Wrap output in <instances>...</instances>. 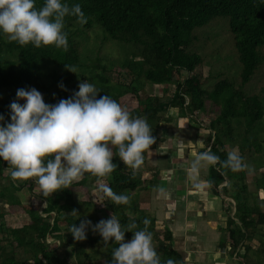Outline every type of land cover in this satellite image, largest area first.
Returning a JSON list of instances; mask_svg holds the SVG:
<instances>
[{"label":"trees","instance_id":"obj_1","mask_svg":"<svg viewBox=\"0 0 264 264\" xmlns=\"http://www.w3.org/2000/svg\"><path fill=\"white\" fill-rule=\"evenodd\" d=\"M43 2L37 0V6ZM69 2L81 3L87 21L81 23L72 15L65 17L69 33L66 50L55 44L21 45L0 32V113L6 120L11 119L10 103L17 99L24 102L25 98L16 95L18 88L35 86L44 92L46 102L56 103L78 90L75 78L88 79L101 88L98 95L109 93L133 114L147 117L157 137L147 152L161 141L159 123L168 120L167 111L175 108L192 119L200 113H213L207 124L212 150L226 158L227 150L236 146L247 162L253 160L257 168L264 167V84L255 87L252 83L264 65V0ZM90 33H100L102 38L127 45L130 50L108 64L99 52V43L95 55L84 62L79 45L82 37ZM45 63L53 66L48 84L42 79ZM229 64L235 66V73L227 70ZM204 65L208 66L206 74L201 70ZM113 67L125 68L128 81L112 83L108 73ZM61 82L66 88L60 87ZM144 83L161 85L162 94L145 93ZM248 86H253V91L246 92ZM113 160L118 167L111 174L99 177L86 173L73 185L45 195L33 190H42L34 177L28 182L13 180L8 161L0 157V201L5 205L0 207V264H98L97 259L108 264L118 246L114 238L105 242L99 232L94 233L89 227L87 238L78 240L68 230L70 224L78 225L85 219L78 207L82 203L76 200L77 191L88 194L83 202L86 207L91 201L96 210L105 208L125 224L135 219L138 227H143L144 217H150L154 243L162 258L172 256L178 264H185L172 247V233L167 225L157 230L155 217L147 214L135 197L130 204H115L99 188L106 183L116 192L129 193L131 189L150 187L157 170L148 180L144 168L133 176L119 155H114ZM206 179L214 181L210 187L213 194L232 200L224 209L227 216L222 227L229 240V253L242 264H264V209L262 200L248 187L246 169L218 170L208 166ZM24 183L33 197L28 204H22L17 195ZM253 183L264 190V171ZM11 213L20 221L10 223L5 217ZM98 221L96 218L94 223ZM132 235L129 229L125 238L131 239ZM84 241L93 245L92 252L84 248Z\"/></svg>","mask_w":264,"mask_h":264},{"label":"clouds","instance_id":"obj_2","mask_svg":"<svg viewBox=\"0 0 264 264\" xmlns=\"http://www.w3.org/2000/svg\"><path fill=\"white\" fill-rule=\"evenodd\" d=\"M68 15L76 16L81 23L87 21L79 2L44 0L37 6V0H0V32L21 45L55 44L66 50ZM60 87L66 85L61 82ZM100 91L96 83L84 79L73 95L51 103L35 86L18 88L16 95L25 98L24 102L17 99L10 103V120L0 113V157L8 161L10 177L13 180L34 177L48 195L73 185L86 173L99 177L111 174L118 167L114 155L123 159L133 176L137 175L147 150L156 142L153 127L146 116L133 114L109 93L98 95ZM207 166L233 171L250 167L238 150L229 151L222 158L209 145L196 153L185 168L187 181L198 190L214 183L202 177ZM154 187L161 196L168 195L163 185ZM99 188L115 204L132 202V194L116 192L109 184H100ZM143 225L138 227L135 219L125 224L112 213L95 223L90 218L81 219L78 225L70 224L68 230L78 240L87 238L89 227L94 233L99 232L105 242L114 238L118 246L108 264H178L177 258L163 259L159 253L150 217H144ZM129 229L133 235L126 239Z\"/></svg>","mask_w":264,"mask_h":264},{"label":"crops","instance_id":"obj_3","mask_svg":"<svg viewBox=\"0 0 264 264\" xmlns=\"http://www.w3.org/2000/svg\"><path fill=\"white\" fill-rule=\"evenodd\" d=\"M171 109L173 108H170L166 113L169 119L160 123L172 121L175 126H178L177 134L185 131V139L178 138L180 140H177L175 144L172 141L162 154H158V163L155 165L157 167L156 179L150 187L148 186L149 193L153 198V205L150 208L152 214L149 213L165 226L168 222L171 226L175 220L180 218L178 213H182L185 222L181 221L179 226L174 227V230L171 229V226L170 230L172 247L182 255L185 264H242L236 255L229 253V240L224 237L222 230L224 225L221 224L227 216L224 209L232 200L222 195L213 194L210 187L198 190L187 181L185 168L190 164L195 154L207 148L211 142L207 139L210 129L208 127L200 129L206 131L204 138L206 146L201 144L203 142L200 138L190 142L188 137L190 126L194 123V127L201 128L196 123L198 122L197 116L194 119L181 114L178 116V110L171 111ZM181 120L183 125L180 124ZM158 135L161 137V141H164L165 136L160 135L159 129ZM158 145L153 150H156ZM207 170L208 166L202 170V177L205 179ZM156 185H163L168 189V195L159 197L161 195L155 189ZM258 192L254 195L264 204V196L259 197ZM233 209L231 206V213ZM212 213H215L217 218L211 219L209 216Z\"/></svg>","mask_w":264,"mask_h":264},{"label":"rangeland","instance_id":"obj_4","mask_svg":"<svg viewBox=\"0 0 264 264\" xmlns=\"http://www.w3.org/2000/svg\"><path fill=\"white\" fill-rule=\"evenodd\" d=\"M101 46L102 43V49L99 50L100 54L102 56H105L106 58V62L109 64V61L111 59H115L116 60L120 59L121 57L125 56L126 54H128L130 48L127 45L124 44H117L114 42H111L110 40L106 39V38H102L101 34L98 33H93V34H88L82 37L81 41H80V45H79V54H81V58L84 59V62H87L89 60V58L93 57L95 55V51H96V47L99 45ZM211 60V58H208ZM216 65V64H215ZM53 66H51L48 63H45L44 66L42 67V79L45 82V84L49 83L50 77H49V72L51 70ZM217 68H220L219 66L216 65ZM227 70L230 69L232 73L234 72L235 66L232 64L226 65ZM208 69L207 65H204L201 70L203 74H206ZM60 71V70H59ZM120 72V73H119ZM126 69H119L118 67H113L111 71H109L108 73V77L110 78V80L112 81V83H116V82H123L124 80L127 82L129 77L126 75ZM125 76V77H124ZM257 79H255L254 81L256 82H252L255 87H258L259 85H263L264 84V65L263 67L258 71ZM81 81L78 78L74 79V84H76L77 86H79V83ZM144 89H145V93H153V94H157V95H161L162 94V86L161 85H157V84H149V83H144ZM256 91V89H254ZM253 91V86H248L246 88V92H250ZM42 93L44 94V92L42 91ZM207 104H209V100L207 101ZM171 111H176L175 108L171 109ZM213 114V113H212ZM212 114H208V115H204V114H197V125L201 128L198 129V127H194V123H190L192 124L191 130L189 132V141L192 142L193 139L196 138H200V140L203 142L201 144L205 145L206 141H205V133L206 131L204 130H200L202 129V127H207V124L212 116ZM178 116L179 113H178ZM185 120V119H184ZM180 124L183 125V121H180ZM177 125V124H176ZM177 128L178 126H175L174 123L172 121L169 122H162L159 125V133L160 135H164L165 139L164 141L159 142L158 148L156 150H151L146 154L145 157V161L144 164L142 166V168H144V176H146L148 178V180L150 179L151 175L153 172H155L156 168L155 165L158 163V154H162L163 150H165V148L173 141V144H175V142H177V140L185 139L184 137V132H181V134H177ZM186 129V127H185ZM168 132V134H167ZM175 137V138H174ZM180 138V139H178ZM179 142V141H178ZM188 142V140H187ZM210 145V143L208 144V146ZM164 146V147H162ZM206 146V145H205ZM207 146V147H208ZM238 150L236 146H233L232 148L227 150V153L229 151L232 150ZM256 162H254L253 160H249L248 164L250 165V167L248 169H246L247 171V184L248 187L251 188V191H253V194H255V192H258V196H264V191L261 190L260 188L257 189L256 186L254 185L253 181H256V179H259V176L261 175V172L264 171V167H256ZM256 167V168H255ZM29 181V178L27 179V182ZM147 182H145L144 184H147ZM20 189L17 191V195L20 198V202L22 204H28L30 203V201L33 200L32 197V193L30 190L27 189L26 184L24 183L23 185H20ZM34 191H41L43 192V190H38V187H35L33 189ZM130 194H132L133 197L136 198L138 205L144 209V211L149 214V212L152 214V211L150 210L151 206L153 205V198L151 196V193H149V188L148 187H140V188H135V189H131L129 191ZM75 194L77 195L76 200L82 203V206H79V209L81 210V213L84 215V218H90L93 222L96 221V218H98L99 220L101 218H107L109 217L112 213H110L108 210H106L105 208L102 209H97L94 207L93 203L90 201V205L88 207H86L83 202H85L88 198V194L87 193H82V192H75ZM260 194V195H259ZM162 197V196H159ZM160 201V200H159ZM4 203H2L0 201V207L3 208ZM45 205V202L41 205V208ZM261 208L264 209V204L261 203ZM234 211V209H233ZM232 211V213H233ZM179 217L177 220H175L171 226L170 223L168 222L167 226L169 228H171L172 230H174V227L179 226L181 221L185 222V219L182 215L181 212L178 213ZM211 219H215L216 214L212 213L209 216ZM7 220L10 223H17L19 222V218L15 213H11L10 215H7ZM224 222L221 223L224 225ZM165 224H162V222H160V220L156 219V228L157 230H162L164 228ZM48 241H52L51 238L47 239ZM256 244V243H255ZM84 248L88 251V252H92L93 249V245L90 246L87 241H84ZM97 246H99L97 244ZM95 263L98 264H103L102 259H97L95 261Z\"/></svg>","mask_w":264,"mask_h":264}]
</instances>
